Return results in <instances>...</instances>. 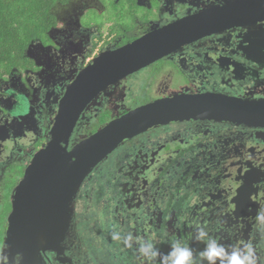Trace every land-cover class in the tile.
Here are the masks:
<instances>
[{
  "label": "flooded vegetation",
  "instance_id": "af4514ba",
  "mask_svg": "<svg viewBox=\"0 0 264 264\" xmlns=\"http://www.w3.org/2000/svg\"><path fill=\"white\" fill-rule=\"evenodd\" d=\"M244 1L73 0L48 39L27 44L26 59L0 79V264H22L15 253L27 247L44 248L41 264H144L138 244L128 248L111 239L114 226L144 240L155 235L162 254L176 240L194 254L202 251L195 234L204 228L226 248L251 243L264 264V127L197 115L151 125L117 142L82 180L67 223L55 226L60 230L40 228L42 236L26 246L7 241L13 193L48 142L70 151L112 120L177 96L264 100V93L252 90L264 87V17L251 23L205 19ZM194 21H202L200 30L178 33L168 54L100 91L73 125L58 121L66 89L98 55ZM76 22L89 34L77 44L74 26H68ZM64 26L70 34L58 41L53 32ZM126 80L130 85L119 88Z\"/></svg>",
  "mask_w": 264,
  "mask_h": 264
},
{
  "label": "water",
  "instance_id": "95a60500",
  "mask_svg": "<svg viewBox=\"0 0 264 264\" xmlns=\"http://www.w3.org/2000/svg\"><path fill=\"white\" fill-rule=\"evenodd\" d=\"M234 7L230 12L217 10L205 19H241L251 23L264 17V0H247ZM202 24V21L176 23L161 31L143 35L119 49L98 55L66 89L58 106V121L69 120L70 125H73L80 112L100 91L168 54V44L178 39V33H193L196 27L200 30ZM186 99L187 96L168 98L129 112L112 120L70 151L56 141H50L39 149L13 193V211L8 219L7 232L10 245L18 247L30 241L36 242L32 238L42 236L40 228L60 230L55 226L67 223L70 200L91 169L116 147L117 142L138 134L146 127L193 115L201 119H220L234 124L264 127V100L245 101L214 95L190 101ZM192 102L196 106L189 110L187 104ZM27 248L15 253L23 257L22 264H41L39 251L44 248Z\"/></svg>",
  "mask_w": 264,
  "mask_h": 264
},
{
  "label": "trees",
  "instance_id": "16d2710c",
  "mask_svg": "<svg viewBox=\"0 0 264 264\" xmlns=\"http://www.w3.org/2000/svg\"><path fill=\"white\" fill-rule=\"evenodd\" d=\"M72 1L0 0V79L26 59L22 55L32 39H48Z\"/></svg>",
  "mask_w": 264,
  "mask_h": 264
},
{
  "label": "clouds",
  "instance_id": "9594fccd",
  "mask_svg": "<svg viewBox=\"0 0 264 264\" xmlns=\"http://www.w3.org/2000/svg\"><path fill=\"white\" fill-rule=\"evenodd\" d=\"M261 219H264V214L261 215ZM111 239L128 248L138 244L137 252L143 258L144 264H156L158 258L160 264H205V262L206 264H261L251 243L226 248L204 228H199L195 234V239L204 243L203 250L196 254L191 246L179 240L172 242L170 250L162 254L156 245L155 235L151 239L144 240L135 237L132 233L124 234L121 230H116L115 226Z\"/></svg>",
  "mask_w": 264,
  "mask_h": 264
},
{
  "label": "rangeland",
  "instance_id": "374dc122",
  "mask_svg": "<svg viewBox=\"0 0 264 264\" xmlns=\"http://www.w3.org/2000/svg\"><path fill=\"white\" fill-rule=\"evenodd\" d=\"M86 15H88L87 22H90L91 20H93L92 14L88 13ZM96 20H99V19L97 18ZM68 26H74L73 27V34H74V37H75L74 42L76 44L77 43H82L84 40H86V38L89 35L88 32L85 31V29L82 28L81 25L79 23H77V22H76V24L73 23V24H69ZM64 28L66 29L67 26L61 27L59 30L53 32V36L56 38V40H58V41H60V40L65 41L66 40V36H69L70 33H63L62 32L61 29H64ZM112 48L113 47H108L107 50H109V49L111 50ZM62 49H63V47H62ZM129 85H130L129 81L126 80V81H123L121 84H119L118 87L119 88H123V87H127ZM252 90H254L256 92V94H262V93H264V87L263 86H261L259 88H254ZM114 91H119V90L117 88L116 89L114 88ZM10 92L12 93L11 90H7V94H9ZM10 95L13 97L14 101H17L18 100L14 95H12V94H10ZM15 107H16V105H15V103H13V106H12L11 110H13ZM4 108L5 109H8V107H5V106H4Z\"/></svg>",
  "mask_w": 264,
  "mask_h": 264
}]
</instances>
